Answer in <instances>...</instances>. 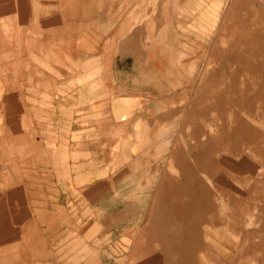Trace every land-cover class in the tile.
<instances>
[{
    "label": "crops",
    "instance_id": "obj_1",
    "mask_svg": "<svg viewBox=\"0 0 264 264\" xmlns=\"http://www.w3.org/2000/svg\"><path fill=\"white\" fill-rule=\"evenodd\" d=\"M215 1L0 0V264H264V208L174 133Z\"/></svg>",
    "mask_w": 264,
    "mask_h": 264
},
{
    "label": "rangeland",
    "instance_id": "obj_2",
    "mask_svg": "<svg viewBox=\"0 0 264 264\" xmlns=\"http://www.w3.org/2000/svg\"><path fill=\"white\" fill-rule=\"evenodd\" d=\"M215 4L212 7L214 13L219 9L220 2L216 0ZM196 25L204 28V22H197ZM217 26L218 33L211 53L197 55L194 77L198 84L194 97L191 93L190 96L187 93L179 95L183 106L190 101L192 107L187 111L181 109L182 113H186L175 121L174 133L182 143L180 154L183 156L188 152L184 149L188 141H192L193 137L196 141L204 140L202 132L204 129L209 132L208 140L211 137L214 149L222 152V166L229 171L227 179L231 181V189L247 193L248 198L243 199V204L253 209L256 207L253 210L256 212L257 207L264 208V0H227L223 18ZM251 104L257 105L254 107ZM221 129L226 132L222 133ZM242 131L246 132L245 135ZM221 143H225L226 150H219ZM249 147L252 148L249 150ZM252 150L255 152L252 153ZM236 160V164L231 162ZM237 163L245 164V167L240 168ZM257 216L264 222V213L254 214L248 217L250 226L254 225ZM263 225L261 223L260 228H264Z\"/></svg>",
    "mask_w": 264,
    "mask_h": 264
},
{
    "label": "bare ground",
    "instance_id": "obj_3",
    "mask_svg": "<svg viewBox=\"0 0 264 264\" xmlns=\"http://www.w3.org/2000/svg\"><path fill=\"white\" fill-rule=\"evenodd\" d=\"M216 9H217V8H216ZM212 13L214 14L213 10H212ZM200 23H201V22H200ZM243 84H244V83H243ZM253 85H254V84H253ZM239 86H240V85H239ZM254 86H255V85H254ZM254 86H253V87H254ZM253 87L251 88V90L253 89ZM257 87H258V86H257ZM260 89H261V88H260ZM260 89L258 88V90H260ZM245 90H247V88H245ZM254 90H255V89H254ZM254 90H253V91H254ZM228 91H229V90H228ZM260 91H261V90H260ZM244 92H245V91H244ZM246 92H247V91H246ZM256 92H257V91H256ZM224 93H225V92H224ZM227 93H229V92H227ZM262 93H263V92H262ZM246 94H247V93H246ZM258 94H259V92H258ZM240 95H241V93H240ZM237 96H238V95H237ZM240 98H241V97H240ZM239 100H240V99H239ZM241 100H242V98H241ZM248 100H249V99H248ZM248 100H247V101H248ZM253 100H254V99H252L251 101H253ZM240 102H241V101H240ZM256 103H257V102H256ZM237 104H238V103H237ZM242 104H243V103H242ZM253 104H254V103H253ZM253 104H251V105H253ZM246 105H248V104L246 103ZM256 105H257V104H256ZM256 105H253V106L255 107ZM214 106H215V105H214ZM237 106H238V105H237ZM220 107H221V106H220ZM232 107H233V106H232ZM241 107H243V106H241ZM241 107H240V108H241ZM221 108H222V107H221ZM244 108H245V107H244ZM224 109H225V108H224ZM234 109H235V108H234ZM221 110H223V109H221ZM232 111H234V110H232ZM246 111H247V110H246ZM229 113H230V112H229ZM245 113H246V112H245ZM249 113H250V112H249ZM225 114H226V113H225ZM247 114H248V113H247ZM247 114H246V115H247ZM228 115H229V114H228ZM246 115H245V116H246ZM240 116H241V115H240ZM242 116H243V115H242ZM248 116H249V115H248ZM226 117H227V116H226ZM229 117H230V116H229ZM243 118H244V116H243ZM245 118H246V117H245ZM226 119H228V118H226ZM238 119H240V118H238ZM238 119H237V120H238ZM237 120H236V121H237ZM241 120H242V118H241ZM232 121H233V120H232ZM238 122H239V121H238ZM242 122H244V121H242ZM235 123H236V122H235ZM240 125L243 126V124H240ZM245 125H246V124H245ZM238 126H239V125H238ZM243 127H244V126H243ZM251 127H252V126H251ZM254 127H255V126H254ZM252 128H253V127H252ZM245 129H246V128H245ZM217 130H218V129H217ZM238 130H239V129H238ZM256 130H257V129H256ZM221 131H222V129H221ZM239 131H240V130H239ZM251 131H252V129H251ZM251 131H250V132H251ZM206 132H207V131H206ZM223 132H224V131H222V133H223ZM225 132H226V130H225ZM225 132H224V133H225ZM242 132H243V131H242ZM204 133H205V131H204ZM204 133H203V134H204ZM207 133H209V132H207ZM243 133H244V132H243ZM243 133H242V134H243ZM245 133H246V132H245ZM245 133H244L243 135H245ZM248 133H249V130H248ZM220 134H221V133H220ZM228 134H229V133H228ZM237 134H238V133H237ZM239 134H240V132H239ZM250 134H251V133H250ZM250 134H246V135L248 136V135H250ZM243 135H242V136H243ZM251 135H252V134H251ZM251 135H250V136H251ZM206 136H207V135H206ZM208 136H209V135H208ZM259 136H260V135H259ZM245 137H246V136H245ZM204 138H205V137H204ZM204 138H203V139H204ZM210 138H211V137H210ZM210 138H209V140H210ZM249 138H250V137H249ZM200 139H201V138H200ZM216 139H217V138H216ZM218 139H219V138H218ZM220 139H221V138H220ZM239 140H240V138H239ZM242 140H243V139H242ZM205 141H206V140H205ZM207 141H208V140H207ZM218 141H219V140H218ZM220 141H221V140H220ZM225 141H226V140H225ZM245 142H246V141H245ZM254 144H255V143H254ZM255 147H256V146H255ZM255 147L253 148L254 150H255ZM220 148H221V147H220ZM223 148H224V147H222V149H223ZM246 148H247V147H246ZM250 148H252V147H249V150H250ZM205 150L208 151V149H205ZM254 150H252V153H253ZM203 151H204V150H203ZM207 151H205V152L207 153ZM175 152H176V151H175ZM215 152H216V151H215ZM219 152H220V151H219ZM254 152H255V151H254ZM216 154H217V152H216ZM216 154H215V155H216ZM254 154L256 155V153H254ZM263 154H264V153H263ZM206 155H207V154H206ZM247 155H248V154H247ZM250 155H251V154H250ZM261 155H262V154H261ZM243 156H244V155H243ZM248 156H249V155H248ZM256 156H257V155H256ZM213 157H214V156H213ZM241 157H242V156H241ZM262 157H263V156H262ZM206 158H207V157H206ZM218 159H219V158H218ZM216 160H217V159H216ZM259 160H260V159H259ZM247 161H248V160H246V162H247ZM262 161H263V160H262ZM215 163H216V161H215ZM217 163H218V162H217ZM260 163H261V161H260ZM262 163H263V162H262ZM262 163H261V164H262ZM247 164H248V163H247ZM255 164H256V163H255ZM255 164H254V165H255ZM256 165H257V164H256ZM250 166H251V165H250ZM256 167H257V166H256ZM215 168H216V166H215ZM220 168H221V167H220ZM212 169H213V168H212ZM217 169H218V168H217ZM258 169H259V168H258ZM254 170H255V168H254ZM212 171H213V170H212ZM212 171H211V172H212ZM219 171H220V170H219ZM213 173H214V172H213ZM221 173H222V172H221ZM253 173H254V172H253ZM222 174H225V173H222ZM258 174H259V173H258ZM223 176L225 177V175H223ZM219 178H220V176H219ZM219 178H218V179H219ZM210 179H211V178H210ZM214 179H215V178H214ZM211 180H212V179H211ZM225 180H226V179H225ZM214 181H215V180H214ZM220 181H222V180H220ZM196 182H197V181H196ZM236 184H237V183H236ZM236 184H235V185H236ZM241 184H242V183H241ZM216 185H217V184H216ZM219 185H220V184H219ZM219 185H218V186H219ZM237 185H238V184H237ZM244 185H245V183H244ZM200 186H201V185H200ZM218 186H217V187H218ZM202 187H203V186H202ZM210 187H211V186H210ZM231 187H232V186H231ZM244 187H245V186H244ZM247 187H248V186H247ZM221 188H222V187H221ZM232 188H233V187H232ZM254 188H255V187H254ZM213 189H214V188H213ZM218 189H220V188H218ZM227 189H228V187H227ZM249 189L252 190L251 188H249ZM249 189H248V191H249ZM214 190H215V189H214ZM220 190H221V189H220ZM237 190H238V189H237ZM237 190H236V191H237ZM216 191H217V189H216ZM227 191H229V189H228ZM232 191H233V189H232ZM261 192H262V191H261ZM234 193H235V192H234ZM248 193H249V192H248ZM221 194H222V192H221ZM254 194H255V192H254ZM263 194H264V193H263ZM235 195H236V194H235ZM246 195H247V194H246ZM214 196H216V195H214ZM214 196H213V200L215 201ZM223 196L226 197V194L223 195ZM237 196H238V195H237ZM220 197H221V196H220ZM263 197H264V196H263ZM263 197H262V198H263ZM221 198H222V197H221ZM238 198H239V196H238ZM240 198H241V197H240ZM243 198L246 199V198H248V197H246V198L243 197ZM249 198H250V196H249ZM259 198H261V197H259ZM227 199H228V198H227ZM260 200H261V199H260ZM263 200H264V199H263ZM210 201H211V200H210ZM238 201H239V200H238ZM245 201H246V200H245ZM207 202H208V201H207ZM248 202H250V201H248ZM211 203H212V202H211ZM240 203H242V202H240ZM222 204H223V203H222ZM251 204H252V203H251ZM207 205H208V203H207ZM218 205H219V204H218ZM229 205H230V204H229ZM246 205H247V204H246ZM246 205H245V206H246ZM216 206H217V205H216ZM219 206H220V205H219ZM231 206H232V205H231ZM231 206H230V207H231ZM247 206L249 207V205H247ZM225 207H226V206H225ZM233 207L235 208L236 206H233ZM233 207H232V208H233ZM215 208H216V207H215ZM215 208H214V210H215ZM221 208H222V207H221ZM246 208H247V207H246ZM249 208H250V207H249ZM255 208H256V207H255ZM217 209H218V208H217ZM224 209H225V208H224ZM244 209H245V208H244ZM257 209H258V207H257ZM218 210H219V209H218ZM250 210H251V209H250ZM240 211H241V209H240ZM254 211H255V210H254ZM215 212H216V211H215ZM220 212H221V211H220ZM225 212H227V210H226ZM231 212H232V211H231ZM241 213H242V212H241ZM243 213H244V212H243ZM257 213H258V212H257ZM212 214H213V213H212ZM261 214H262V213H261ZM215 215H216V214H215ZM239 216H240V215H239ZM223 221H224V220H223ZM226 221H227V220H226ZM236 222H237V221H236ZM247 223H249V222H247ZM215 224H217V223H215ZM245 224H246V223H245ZM259 224H260V223H259ZM240 225H241V224H240ZM246 225H247V224H246ZM246 225H245V226H246ZM214 227H215V226H214ZM236 227H237V226H236ZM254 227H256V226H254ZM216 228H217V227H216ZM218 228H219V227H218ZM220 228H221V227H220ZM248 228H250V227H248ZM222 229H223V228H222ZM233 229H234V228H233ZM219 230H221V229H219ZM221 232H222V230H221ZM223 232H224V231H223ZM215 233H216V231H215ZM216 235H217V234H216ZM221 235H222V234H221ZM229 235H230V234H229ZM236 235H237V234H236ZM225 236H227V235L225 234ZM232 236H234V234H233ZM232 236H231V237H232ZM248 236H249V234H248ZM233 238H234V237H233ZM234 241H235V240H234ZM243 243H244V242H243ZM252 247H253V246H252ZM254 247H255V246H254ZM245 248H246V246H245ZM242 249H243V253H244V251H245V250H244V247H243ZM242 249H241V250H242ZM251 249H252V248H251ZM249 251H250V250H249ZM241 254H242V252H241ZM241 254H240V255H241Z\"/></svg>",
    "mask_w": 264,
    "mask_h": 264
}]
</instances>
